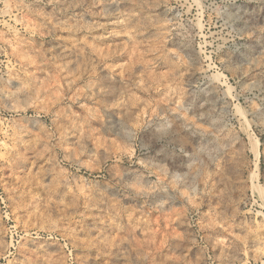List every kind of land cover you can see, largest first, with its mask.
<instances>
[{"label": "rangeland", "instance_id": "1", "mask_svg": "<svg viewBox=\"0 0 264 264\" xmlns=\"http://www.w3.org/2000/svg\"><path fill=\"white\" fill-rule=\"evenodd\" d=\"M0 264H264V0H0Z\"/></svg>", "mask_w": 264, "mask_h": 264}]
</instances>
